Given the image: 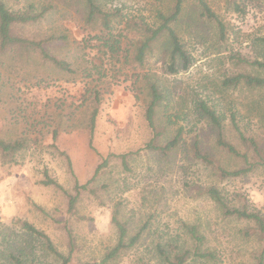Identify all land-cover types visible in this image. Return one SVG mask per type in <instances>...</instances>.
I'll list each match as a JSON object with an SVG mask.
<instances>
[{
	"label": "rangeland",
	"instance_id": "obj_1",
	"mask_svg": "<svg viewBox=\"0 0 264 264\" xmlns=\"http://www.w3.org/2000/svg\"><path fill=\"white\" fill-rule=\"evenodd\" d=\"M2 1L9 9L19 10L28 4L38 6L48 0ZM52 1L75 15L73 0ZM208 1L225 24L224 37L219 38L213 23L192 22L193 14L186 12L176 27L191 58L189 67L168 73L167 57L161 51L150 55L145 65L168 94L160 112L161 124H167L170 130L181 127V143L167 155L143 151L129 156L130 171H125L119 160H111L91 185L96 189L95 194L85 193L74 213L67 212V200L60 190L41 184L44 172L66 191L73 192L75 179L84 182L89 178L100 158L142 147L151 137L144 117V94L135 96L124 83L109 88L101 81L90 85L102 88L93 150L83 132L88 109L75 108L83 91L82 83L66 82L67 76L49 67L37 68V73L31 64L23 71L18 62L0 54V135L4 139H14L26 128L29 132L25 135L31 139L29 146L16 155V164L2 163L0 157V250L17 254V249H21L26 264L32 257L36 264H62L44 253L40 240L25 232L21 222L26 220L43 230L64 254L69 252L70 237L65 226L68 227L72 237L69 264H100L105 249L116 239L110 214L113 203L119 201L120 219L127 222L131 232L144 222H149V226L143 244L125 252L117 264H139L140 261L160 264L152 259L153 244L184 240L182 221L201 223L206 230L208 246L216 254L213 260L203 259L195 264H242L250 260L257 243L253 239L246 240L239 232L247 224L223 218L217 205L202 189L214 184L230 205H238L243 199L248 201V206L261 207L264 206V169L221 181L210 168L193 160L189 151L192 141L197 139L224 167L240 165V161L215 146V131L201 118L197 108V102L204 100L222 116L227 136L238 148L242 149L231 131V113L235 114L244 134L256 139L264 157L261 118L264 88L229 87L223 83L225 78L238 72L264 75L239 59L264 61V46L256 41L264 35V0H241L244 14L226 10L223 0ZM164 2L166 0H113L112 5L122 6L124 12L132 15L149 16L151 9ZM61 12L16 31L22 36L39 38L51 29L66 28L68 41L57 50L70 61L81 63L79 42L85 33L77 25L79 16L74 21L67 20ZM32 76L57 81L54 80L49 88L43 87V83L36 87L29 84V81L36 82L37 77ZM48 98L51 106L44 109ZM37 100L34 108L30 102ZM55 102L62 104L56 107ZM34 118H43L44 122L33 121ZM58 121L62 128L73 131L62 132L52 140L51 130ZM170 135L168 133L167 137ZM61 150L71 156L74 174L69 171ZM0 264L11 262L7 256H2Z\"/></svg>",
	"mask_w": 264,
	"mask_h": 264
},
{
	"label": "trees",
	"instance_id": "obj_2",
	"mask_svg": "<svg viewBox=\"0 0 264 264\" xmlns=\"http://www.w3.org/2000/svg\"><path fill=\"white\" fill-rule=\"evenodd\" d=\"M113 0H73L76 8L74 14L58 7L57 3L48 0L47 3L35 6L28 4L23 9H9L0 0V54L8 56L20 65L21 70L33 64L37 73L40 67H49L62 75L67 76L66 82L82 83L83 91L79 97V103L75 108L79 111L88 109L83 132L87 137L89 148L93 146L96 117L101 102V89L96 85L90 86L94 81L106 84L107 88L113 84L124 83L129 91L135 96L144 94L143 109L144 117L151 131L150 139L140 148L134 151L114 154L100 158L95 165L92 175L84 182L75 179L73 192L66 191L55 179L44 172V179L41 184L52 186L62 192L67 200V212L74 213L77 203L85 193L95 194L96 189L91 185L96 177L106 168L111 160H119L125 171H130L128 165L129 156H137L140 152H156L167 155L175 150L182 140V128L170 130L168 125L161 124L162 108L168 99V94L161 87L160 82L153 73L146 70L145 65L150 55L155 51L163 52L167 57L166 70L168 73H176L180 69H186L191 63V58L187 54L182 38L177 30V25L181 22L186 12L192 13V22L205 20L213 23L217 28V35L223 38L225 34V24L218 11L208 0H166L150 10V15H132L124 12V7L113 6ZM194 3L195 5H193ZM226 10L244 14L241 0H223ZM149 9V8H148ZM61 12L64 19L72 20L77 18L78 27L85 33L79 44L81 51V63L70 61L57 50L62 43L68 41L66 28L51 29V32L42 37H28L17 33V29L29 24H36L42 20ZM148 15V14H147ZM189 26V25H188ZM264 46V35L256 38ZM88 49V50H86ZM240 61L264 73L263 60H248L239 58ZM33 68L31 71H33ZM38 68V69H37ZM41 68V69H42ZM23 73V72H22ZM29 75V74H24ZM26 76H22L25 78ZM38 87L43 83V87L49 88L54 84L53 79L47 81L41 76H32ZM48 80H50L48 78ZM53 81V82H52ZM223 83L229 87H246L250 89L264 88V75L253 74L251 72H238L228 76ZM104 90V89H103ZM31 105L37 107V101H31ZM62 103L55 102L59 107ZM44 109L51 106V99L44 102ZM201 118L210 124L215 131V146L225 155L240 161V165L235 168L224 167L213 155L204 149L200 142L193 140L190 147V156L201 165L211 169L215 177L221 181L231 178H239L255 172L257 169H264V157L257 146V141L252 136H247L238 126L235 114L230 115L231 131L241 144L238 148L227 136L226 127L215 108L209 106L204 100L197 102ZM264 128V112L261 116ZM33 121L44 122L43 118H34ZM47 125V122H46ZM22 134L14 139H4L0 135V157L5 164H16V155L29 146L30 138L25 133L29 130L24 128ZM39 132V130H37ZM62 128L61 121L52 128L51 138L55 140L62 132H71ZM171 133L169 137L167 134ZM64 155L69 171L74 174L72 159L66 150H61ZM123 190V189H122ZM204 195L208 196L217 206L223 218L244 222L247 226L240 229V233L246 240L253 239L257 243V248L250 254V260L242 264H264V206H248L247 200H241L238 205H230L221 190L214 184H210L202 189ZM124 191V190H123ZM104 205V202H101ZM120 202L113 203L110 223L116 234L115 242L105 249L101 256L100 264H117L125 252L142 245L145 240V233L149 222H144L134 232H131L126 221L120 219ZM21 227L25 232L37 240H40L42 250L46 255H51L54 261L62 264H69L72 252V237L70 230L65 226L69 240V252L64 254L57 250L50 237L41 229L36 228L30 222L24 220ZM184 232V240L167 241L165 243L157 241L153 244L152 259H156L160 264H195L203 259L213 260L216 257L215 251L208 246L206 230L198 222H181ZM18 253L7 250H0V259L7 256L11 264H26L25 254L21 249ZM32 257L27 264H36ZM139 264H151L149 261H140Z\"/></svg>",
	"mask_w": 264,
	"mask_h": 264
}]
</instances>
